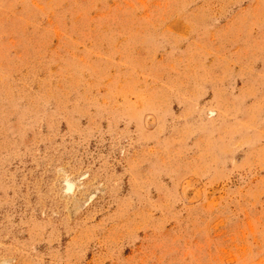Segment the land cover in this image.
Instances as JSON below:
<instances>
[{
    "label": "rangeland",
    "instance_id": "rangeland-1",
    "mask_svg": "<svg viewBox=\"0 0 264 264\" xmlns=\"http://www.w3.org/2000/svg\"><path fill=\"white\" fill-rule=\"evenodd\" d=\"M0 264H264V0H0Z\"/></svg>",
    "mask_w": 264,
    "mask_h": 264
}]
</instances>
